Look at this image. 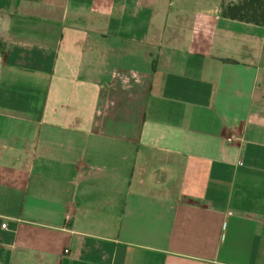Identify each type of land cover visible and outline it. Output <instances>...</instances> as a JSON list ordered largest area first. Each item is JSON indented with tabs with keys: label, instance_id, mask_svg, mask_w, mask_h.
<instances>
[{
	"label": "crops",
	"instance_id": "1",
	"mask_svg": "<svg viewBox=\"0 0 264 264\" xmlns=\"http://www.w3.org/2000/svg\"><path fill=\"white\" fill-rule=\"evenodd\" d=\"M242 1L0 0V264H264Z\"/></svg>",
	"mask_w": 264,
	"mask_h": 264
},
{
	"label": "trees",
	"instance_id": "2",
	"mask_svg": "<svg viewBox=\"0 0 264 264\" xmlns=\"http://www.w3.org/2000/svg\"><path fill=\"white\" fill-rule=\"evenodd\" d=\"M222 17L257 26L264 25V0H243L222 9Z\"/></svg>",
	"mask_w": 264,
	"mask_h": 264
},
{
	"label": "built area",
	"instance_id": "3",
	"mask_svg": "<svg viewBox=\"0 0 264 264\" xmlns=\"http://www.w3.org/2000/svg\"><path fill=\"white\" fill-rule=\"evenodd\" d=\"M234 140L233 136L228 139V142H232Z\"/></svg>",
	"mask_w": 264,
	"mask_h": 264
}]
</instances>
